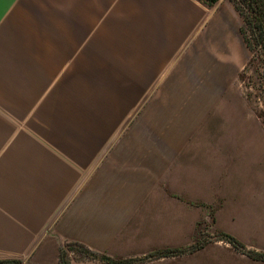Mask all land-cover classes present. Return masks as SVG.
Returning <instances> with one entry per match:
<instances>
[{
  "label": "crops",
  "instance_id": "crops-1",
  "mask_svg": "<svg viewBox=\"0 0 264 264\" xmlns=\"http://www.w3.org/2000/svg\"><path fill=\"white\" fill-rule=\"evenodd\" d=\"M249 57L235 9L200 0H0V260L204 237L137 264H264L213 238L264 251Z\"/></svg>",
  "mask_w": 264,
  "mask_h": 264
},
{
  "label": "trees",
  "instance_id": "trees-1",
  "mask_svg": "<svg viewBox=\"0 0 264 264\" xmlns=\"http://www.w3.org/2000/svg\"><path fill=\"white\" fill-rule=\"evenodd\" d=\"M209 5L215 4L219 0H203ZM238 13L243 18L244 26L241 28L243 37L247 43V46L251 51H256L259 55L264 56V0H231ZM264 63V57H263ZM217 238L230 242L237 250L254 259L264 260V252H260L254 249L247 248L242 242H240L234 236L228 233H218ZM204 239H200L197 243L185 249H166L157 251L149 256V258H160L165 256H173L187 252H193L203 246ZM65 244L60 249V257L58 264H70L71 259L69 257L68 245ZM79 244V247L83 253H85V259H101L107 264H137L144 259H130V260H115L107 255L97 253L86 246ZM0 264H26L20 259L0 260Z\"/></svg>",
  "mask_w": 264,
  "mask_h": 264
},
{
  "label": "rangeland",
  "instance_id": "rangeland-1",
  "mask_svg": "<svg viewBox=\"0 0 264 264\" xmlns=\"http://www.w3.org/2000/svg\"><path fill=\"white\" fill-rule=\"evenodd\" d=\"M200 1L205 3L203 0H200ZM205 4H207V3H205ZM207 5H208V8H214V7L215 8H222V9H226L227 7L234 8L235 11L237 12V14L239 15L241 28L245 27L244 22H243V18L238 13V11L236 10V8L234 6V3L231 0H219L213 5H209V4H207ZM249 56L250 57H249L248 63L246 64L245 68L243 69V71L241 73L240 83H241V87L243 89L244 97L247 100V103L251 106V108L253 109V111L255 113V117L257 119V125L261 128V136L264 137V63H263V57L264 56H261L256 51H251L250 49H249ZM259 169H260V166H259ZM219 233H221V232H219ZM217 234L218 233H216L213 236V238H215L216 240H222V239L217 238ZM202 239L205 240L204 237H202ZM208 239H210V238H208ZM68 245L69 246H67L68 247L67 249L69 251L68 253H69L70 259H76V260L85 259L84 257L86 255H85V253H83L81 251L78 243L70 242ZM249 249H251V248H249ZM254 250H256V249H254ZM155 252H157V251H155ZM155 252H153V253H155ZM260 252H264V251H260ZM153 253H151V254H153ZM151 254H149L145 257L132 258V259H144L143 261H148L150 259H154V258H149V256ZM93 260H97V259H93ZM98 260H101V259H98ZM127 260H130V259H127ZM101 261H103V260H101Z\"/></svg>",
  "mask_w": 264,
  "mask_h": 264
}]
</instances>
